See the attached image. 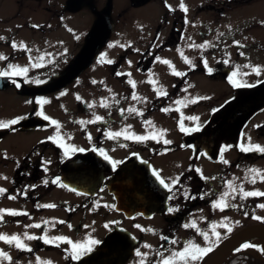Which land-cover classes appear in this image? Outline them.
I'll return each instance as SVG.
<instances>
[{
  "label": "flooded vegetation",
  "instance_id": "af4514ba",
  "mask_svg": "<svg viewBox=\"0 0 264 264\" xmlns=\"http://www.w3.org/2000/svg\"><path fill=\"white\" fill-rule=\"evenodd\" d=\"M11 1L13 14H0V37H4L0 40V49L4 47L9 50L4 55L7 59L0 60L4 61L0 62V70H8V65L12 64L18 66L14 69L16 71L19 68H27L28 71L26 75L4 76L7 83L0 87V91L9 88V92L28 104V111L14 118L25 117L18 123L0 128V166L7 167L6 174L2 175L4 179H9L8 186H0L7 190L0 194V209L15 210L27 215L13 216L5 213L0 222V234L12 236L10 230L17 229L20 239L31 251L16 248L15 242L8 244L0 240V251L11 257L10 260L0 257V264H85V259L87 264H140L141 257L136 255L137 250L147 253L144 264H158L159 253L168 257L173 251H182L189 241L200 247H209L208 241L197 232V228L209 236L212 200L233 170L249 168L256 161L264 159V153L259 151L240 150L246 138L245 129L250 117L264 111V105L253 104L255 95L264 91V21H258L256 17H203L196 27L195 36L203 41L205 47L198 50L200 53L195 61L191 60V64L175 69L185 75L172 74L173 70L165 64L169 83L161 87L154 83L148 72L160 51L177 46L182 41L189 22L185 23L184 17H173L172 21L160 17L135 65V72L139 76L135 80V88L128 83L132 81L129 71H120L122 75H117L118 71H109L125 89V93L113 97L110 107L115 106L117 109L105 111L103 121L86 126L88 123L80 122L94 120L92 114L85 111L87 101L90 100L85 94L89 85H80L81 94H74L70 89L71 83L88 63L63 80L72 62L64 69L55 61L35 62L32 53L44 49L35 48V44L31 46L27 39L35 36L38 40H44L56 29L67 32V17H63L66 11H77L82 5H92L96 0H81L76 9L70 8L67 0ZM111 1L105 0V8L95 15L96 18L99 15L109 17ZM148 1L152 0H128L133 7ZM234 41H239L242 46L234 44ZM25 42L29 48L21 47L22 44L27 46ZM13 43L17 45L16 48L12 47ZM30 61L35 64H29ZM244 65L249 67L245 68ZM253 67L261 69L260 75L252 71ZM233 72L238 73L234 79L254 86L233 87L229 82ZM196 77H201L202 82L208 85L209 96L205 94L200 99H213V106L206 113L208 120L204 125L187 119L182 122L185 128H199L198 131L180 130L179 144L177 141L165 144L159 137V142L153 139L125 140L123 136L108 138L106 133L121 131V120L131 115L137 118L141 131H145L146 117L152 115L182 119L175 99L193 87L198 79ZM150 79L152 83H149ZM37 80L42 82L36 83ZM17 84L20 86L17 87ZM136 86L140 87L139 91ZM161 90L167 92V95L158 96L157 92ZM62 92L65 94L61 95ZM133 92H139L142 98L144 106L137 111L143 115L129 113L127 109L121 115L122 105L133 100ZM68 93L70 97L66 102L65 95ZM40 99L53 100L56 105L37 104L36 101ZM194 107L193 104L187 105L191 111ZM163 108L169 111L164 112L161 110ZM38 112H43L50 119L45 120L43 116L37 115ZM52 120L59 124V136L57 125L52 124ZM261 129H264V121L254 126V133L258 137H264L263 133L259 135ZM9 134H22L30 138L25 143L27 137L16 135L14 138L19 143L11 147L15 149L11 154L5 150L14 144L13 140L9 142ZM135 135L146 136L144 133ZM73 146L85 151H71ZM101 148L111 160H105L100 155L98 149ZM182 150L188 152V156H185L186 165L181 175L172 178L179 179L175 184L171 182L172 191L169 192L153 175L156 171L161 179H165L154 160ZM113 160L119 162L115 169L111 162ZM224 160L228 163H224ZM216 162L220 164L215 169L216 174L204 175L211 172L205 173L203 165H216ZM148 169L151 175H147ZM57 178L59 181L52 183ZM10 196L16 198L10 199ZM169 196H173V199H169ZM47 204H54L55 207H39ZM169 208L174 211L169 212ZM254 212L251 205L250 222L242 224L238 229L254 223L264 224L255 218L257 215ZM193 221L196 228L183 227ZM36 224L40 227H34ZM27 225L31 231L26 230V233L37 239L28 240L22 233L21 228ZM136 225L141 227L137 228ZM98 226L100 232L93 240L99 243L91 245L92 251L82 255L79 260L71 258V245L61 241L45 243L44 239H40L64 236L74 243L87 245L88 241L85 240L88 233ZM173 239L177 241L176 244L170 243ZM222 239L215 243L213 249ZM253 245L255 247L233 250L222 264L229 261L230 264H244L243 261L245 264H264V251L257 244ZM211 252L194 264H202ZM44 254H51L52 257L47 258ZM176 264L180 262L177 260Z\"/></svg>",
  "mask_w": 264,
  "mask_h": 264
},
{
  "label": "rangeland",
  "instance_id": "374dc122",
  "mask_svg": "<svg viewBox=\"0 0 264 264\" xmlns=\"http://www.w3.org/2000/svg\"><path fill=\"white\" fill-rule=\"evenodd\" d=\"M104 2L105 0H96L92 5H82L77 11H66L63 17H67L65 23L68 29L67 32L56 29L58 28L56 27V30L48 34L44 40H38L35 36L27 39V41H30L31 46L35 44V48L40 50L44 49L42 52L32 53L35 62L55 61V63L60 64L61 69L66 68L83 46L87 34L96 19L95 15L105 8ZM183 2L187 7L186 13L180 9L181 0H152L138 7L131 6L128 0L111 1V6L108 10L109 17H107L112 27L111 33L106 41L97 47L92 59L71 83L72 87L70 91L74 94H81L80 85L84 83L89 85V88L85 90V94L90 99L87 101V105L93 104V107L89 108L86 106L85 111L92 114L91 116H93V113L102 116L105 114V111L117 109L115 106L112 108L100 106L101 102L112 106L113 97L115 95L121 96L122 93H125V89L121 87L115 77L109 74V71H118V73H120V71H129L130 79L132 78L134 83L135 80L139 79L138 73L135 72V65L138 62L141 51L149 40V36L154 30V26L159 22L160 17H166L168 21H172L173 17H184L189 22L185 28V37L182 41L177 46L160 51L157 55L160 60L155 59L153 66L148 72V75L154 83L161 87L169 83V77L167 76L164 67L165 64L163 63L164 60L171 62V66L166 65L168 69L173 70L174 68L179 70L189 65V63H186L185 59L181 57V52L188 61L192 59L195 61L198 57L200 53L198 50L201 48L198 46L202 45L203 41H201L198 36H195V31L203 17H256L258 21H264V0H183ZM0 5L2 7L0 14H13L11 0H1ZM169 6H171V10ZM164 31L166 32V30ZM25 45H27L26 48L30 47L26 42ZM7 50L8 49L2 47L0 51L4 53L0 52V54L6 56ZM41 56H43L42 60L39 59ZM107 60H112L113 63L109 64ZM30 63L35 64L31 61L29 64ZM196 78L198 79H196L193 87L175 99V102L182 101V103L179 104V109L181 112L180 117H183V119L173 118L171 116H160L158 114L152 115L145 119V121H151L152 124L149 125L144 123L145 131H141L137 118L131 115L121 120L120 127L122 130L126 129L135 134L144 133L146 136L156 134L157 137L162 138L163 141H177L179 144L181 135L180 123L185 122L187 117L195 116L198 117V120H187L204 125L208 120L206 113L211 109V106H213V99L210 98L205 101L200 99V97L205 94L209 96L208 85L202 82L201 77ZM93 81H95V83ZM136 87L139 91L140 87ZM109 89H111V91H109ZM9 90V88H6L0 91V121L7 122L9 119L18 117V114H23L28 111V104L22 98L9 92ZM136 95L140 98L139 100H128L121 108L126 110L135 107L138 110L140 107L144 106L139 92H137ZM69 97V93L65 95L66 102H68ZM193 100L196 102L192 103L191 101ZM50 104L53 106L56 105L53 100L48 101L47 105ZM191 104L195 105L192 111L190 108H187V105ZM263 121L264 111L250 117L245 129L246 138L243 140L244 145H260L264 147V137H258L253 130L255 125ZM128 125H131V128H128ZM86 126L90 125L86 124ZM161 130H165L162 136L160 135ZM259 133V135H262L261 133L264 134V129H261ZM16 135L18 137H27L25 143L30 138L22 134L7 135L9 142L11 143V140H13L14 143L10 145V147L5 148L8 153L13 154L15 152V149L11 147H13L15 143H19V141L14 138ZM185 156H188V152L182 150L177 153L165 155L162 159L154 160V164L165 178L164 181L166 183L171 184V182L175 180L172 178L181 175L187 161V159L185 160ZM219 166L220 164L217 162L216 165L210 163L204 164V172H211L204 175H215V172H217L215 169H218ZM229 169L231 171V168ZM249 169H258L264 174V159L256 161L249 168L247 167L238 171L233 170L230 178L226 179L225 185L214 197V200H212L213 204L215 201H219L221 196L225 193H228L224 198L229 205H232V207L229 208L230 210L224 209L223 211L219 208L212 207V222L210 224L208 240V245L212 248L221 238L229 236L237 231L242 224L250 222L251 205H253L255 210L254 215L262 218L259 219L260 222H264V208L258 206L264 204V196H252L242 199L238 192L233 193V188L239 189L240 187H242L244 191L264 192V181H261L258 177H256V182L254 184L250 183L251 179L249 178L253 177L254 173H250ZM6 170L7 167L0 166V186L9 185V179H4L2 175L6 174ZM233 194L236 197L235 199L232 198ZM225 217L227 219H225ZM213 225H216L215 232L219 233L218 240L217 237L213 235ZM229 227L231 228L230 232L228 231ZM21 229L24 234L26 230L31 231L28 225ZM10 231L12 235L19 236L17 229H11ZM99 232L100 227L98 226L88 233V238L85 241L93 240ZM247 243H255L261 249H264L263 238L260 240L254 239ZM240 249L244 250L242 247ZM44 255L47 258L52 257L51 254Z\"/></svg>",
  "mask_w": 264,
  "mask_h": 264
},
{
  "label": "snow or ice",
  "instance_id": "6c2138e0",
  "mask_svg": "<svg viewBox=\"0 0 264 264\" xmlns=\"http://www.w3.org/2000/svg\"><path fill=\"white\" fill-rule=\"evenodd\" d=\"M170 10H171V6H169ZM180 9L182 11H184L185 13L187 12V7L186 5L184 4L183 0H181V3H180ZM185 23H187V19L185 20ZM33 27H37V26H33ZM221 36H223L224 34L223 33H220ZM4 39V37H0V40ZM234 44L238 45V46H242L240 45V42L239 41H234ZM190 46H194V45H190ZM12 47L13 48H16L17 45L15 43L12 44ZM21 47H26L24 46L23 44L21 45ZM198 47H205V45H199ZM30 51V49H28ZM241 55H243V53H241ZM181 57L183 59H185V62L186 63H189L191 64V61H188L186 57L183 56V53L181 52ZM4 59H7L5 56H3L2 54H0V60H4ZM39 59H43V56L39 57ZM103 59V58H102ZM157 60H160L159 57H156ZM225 63H227V61H224ZM107 63L111 64L113 63L112 60H107ZM131 63V62H129ZM164 64L166 65H169L171 66V62L168 61V60H164L163 61ZM205 65L207 66V61H205ZM34 66H39V65H34ZM243 67L247 68L249 67V65H244ZM18 68V66L16 65H12V64H9L8 65V70H0V77H4V76H18V75H21V74H24L26 75L27 74V71L28 69L27 68H19L18 71L14 70ZM209 72L212 71V69H208ZM252 71L256 74V75H260V72H261V69L259 67H253L252 68ZM172 74L176 75V76H182V75H185L184 73H181L179 71H175V69L173 68V72ZM245 75H247L248 73H244ZM117 75H122L121 73H117ZM238 75L237 72H233L232 75L229 77V82L233 85V87H251V86H254V85H249V84H246V83H242L240 81H238L237 79H234V77H236ZM15 83V81H13ZM42 81H39L37 80L36 83H41ZM95 83V81H93ZM129 84L132 85L133 88H135V83L131 80L128 81ZM149 83H152L151 79L149 80ZM20 85L17 84V87H19ZM109 91H111V89H109ZM65 93H61V95H64ZM157 95L158 96H166L167 95V92L165 91H158L157 92ZM77 99L79 100L80 97L77 96ZM132 99L133 100H139L140 98L136 95L135 92L132 93ZM203 99H207V97H203ZM31 102V101H29ZM192 103H195L196 101L193 100L191 101ZM37 104H47L48 103V100L46 99H40V100H37L36 101ZM116 103H119V101H116ZM176 103L180 104L182 103V101H176ZM89 108H92L93 107V104H88L87 105ZM101 107H104V108H109L110 105L107 104V103H104V102H101L100 104ZM162 111L164 112H168L169 109L168 108H163L161 109ZM179 110V109H177ZM127 111L129 113H136L137 115H143L142 112H138L137 109L135 107H131L129 109H127ZM121 112V115H123L124 113V110L121 109L120 110ZM37 115H40V116H43V118L45 120H49L50 118L47 116V115H44L43 112H38ZM93 116H94V120H88L86 122L84 121H81L80 123H88V124H91V123H94V122H97V121H103L104 120V117L102 116H99V115H96L95 113H93ZM25 117H19L17 119H12L10 121H7V122H4V121H0V128H7V127H10L11 125H14L16 123H18V121L20 119H24ZM183 119V117H182ZM187 119L189 120H198V117H187ZM52 124L54 125H57V136H59V124L56 120H52L51 121ZM145 123L151 125L152 122L151 121H145ZM128 128H131V125H128ZM180 130L182 132H188V131H198L199 128H193V129H187L184 127V124L181 122L180 123ZM165 130H161L160 132V135L162 136L163 135V132ZM106 135L108 136L109 139H114V138H119L121 136H123V138L125 140H129V139H134L136 141H146L148 139H153V140H157V142H159V139L157 137L156 134H151L150 136H144V135H135L134 133H129L126 129L124 130H121V131H117V132H109V133H106ZM89 140H91V135L89 134ZM49 139H54L53 137H49ZM163 143L165 144H169L171 143V141H168V140H164ZM62 147H64V145H61ZM121 146H124V145H121ZM71 151H85L83 148H80V149H76L74 146L70 148ZM93 150H97V149H93ZM240 150L241 151H244V152H248V151H259L261 153H264V147H261L260 145H244V144H241L240 145ZM100 155H102L104 157L105 160H111V158L105 153L104 149H98ZM68 154V148H66V151H65V155ZM221 159L223 160V157H221ZM112 162V166L113 168L115 169L116 167V164L119 163L118 161H111ZM224 163H228L226 160L223 161ZM199 171V170H197ZM249 172L250 173H254V176L253 178L250 180V183H255L256 182V177H258L261 181H264V174H262L260 172V170L258 169H249ZM153 175L156 177V179L159 181V183L161 185H163L164 188L168 189L169 192L172 191V185L166 183L163 179H161L160 175L158 172L154 171L153 172ZM178 179L173 181V184L177 183L178 182ZM213 179H215V177H213ZM59 181V178H57L56 180H53L52 183H57ZM45 184H47V181L44 182ZM62 186H65L66 185H62ZM35 187V186H33ZM7 190L6 189H3V188H0V194L2 193H5ZM239 193L240 197L243 199V198H247V197H252V196H264V192H260V191H244L242 187H240L239 189H236V188H233V193ZM228 193H225L223 196H221V199L219 201H215L213 203V207L214 208H219L221 211L224 210V208H227L229 207L230 205L228 204V202L226 201V199L224 198L225 196H227ZM10 199H15L16 197L15 196H10L9 197ZM194 198V197H193ZM232 198L235 199V195L233 194L232 195ZM169 199H173V196H169ZM260 208H264V204H261V205H258ZM39 207H47V208H53L55 207L54 204H47V205H39ZM169 212H172L174 211L173 208H169L168 209ZM7 213V214H10V215H18V214H24V215H27V213H18L16 212L15 210H2L0 209V222L3 221V216L4 214ZM256 219H262L260 217H255ZM225 219H227L225 217ZM60 223H65L64 221H60ZM225 227H227L226 225H224ZM34 227H37L39 228L40 225L39 224H36L34 225ZM69 227L71 228V225H69ZM137 228H140L141 226L140 225H136ZM183 227L185 228H196V223L195 221H193L191 224H184ZM215 227L216 225H213L212 228H213V235H215L217 237V240L219 239V233L215 232ZM228 231L230 232L231 231V228L229 227L228 228ZM197 232H199V234L201 236L204 237V239L206 241L209 240V236L206 232H201L198 228H197ZM25 237L28 239V240H31V239H37L38 237H35V236H30L28 235L27 233L24 234ZM40 239H44V242L45 243H51L52 241H61V242H65L69 245H71V249H72V253H71V258L73 260H79L80 257L82 255H85L86 253L88 252H91L92 251V248H91V245H94V244H98L99 241L98 240H89L88 241V244L85 245V244H82V243H79V242H73L72 240L68 239L67 237H64V236H57V237H53L51 239H48L46 237H40ZM163 239L167 240L168 238L167 237H164ZM0 240H4L6 243L8 244H13V242H15V247L18 248V249H22V250H28V251H31V249L27 248V245H25L23 243V241L20 239L19 236H16V235H12V236H7V235H3V234H0ZM170 243L172 244H176L177 241L176 240H171ZM145 247H148L150 248L151 246L150 245H145ZM252 247H255V245L253 244H250V243H245L242 245V248L243 249H247V248H252ZM213 250V248L211 246L209 247H200L199 245H196L194 243H192L191 241H189L185 247L183 248L182 251H173L171 253L170 256L168 257H164L163 256V253H159L160 255V260L158 261V264H176L177 260L180 262V264H194V262L198 261V260H201L204 255H206L207 253L211 252ZM240 249H237V251H239ZM261 251H264V249H261ZM136 255L138 257H141V260H140V264H144V257L147 256V253H141L139 250H137L136 252ZM0 257H3L4 259H8L10 260L11 257L8 256V254L6 252H3V251H0ZM39 259V258H38ZM48 264H51V262H48Z\"/></svg>",
  "mask_w": 264,
  "mask_h": 264
},
{
  "label": "water",
  "instance_id": "95a60500",
  "mask_svg": "<svg viewBox=\"0 0 264 264\" xmlns=\"http://www.w3.org/2000/svg\"><path fill=\"white\" fill-rule=\"evenodd\" d=\"M80 1L81 0H67V5L72 9H76L78 8ZM110 30L111 25L108 18L104 15H99L92 24L84 45L72 61V65L67 74L68 77H64L63 80L68 79L91 60L96 48L108 38ZM6 83L7 79L0 77V87L6 85ZM254 98H256L253 103L255 106L264 105V91L255 95ZM147 175H151V171L149 169L147 170ZM255 233L264 234V224H249L225 237L212 250L211 254L203 261L202 264H222L232 254L233 250L239 248L242 243L248 240L249 236ZM83 263L87 264L86 259Z\"/></svg>",
  "mask_w": 264,
  "mask_h": 264
},
{
  "label": "bare ground",
  "instance_id": "6f19581e",
  "mask_svg": "<svg viewBox=\"0 0 264 264\" xmlns=\"http://www.w3.org/2000/svg\"><path fill=\"white\" fill-rule=\"evenodd\" d=\"M262 238L264 239V234L263 233H255V234L249 236L248 240L249 241H253V239L260 240Z\"/></svg>",
  "mask_w": 264,
  "mask_h": 264
},
{
  "label": "trees",
  "instance_id": "16d2710c",
  "mask_svg": "<svg viewBox=\"0 0 264 264\" xmlns=\"http://www.w3.org/2000/svg\"><path fill=\"white\" fill-rule=\"evenodd\" d=\"M243 262H244V264H245V261H243ZM227 264H230V261H229Z\"/></svg>",
  "mask_w": 264,
  "mask_h": 264
}]
</instances>
